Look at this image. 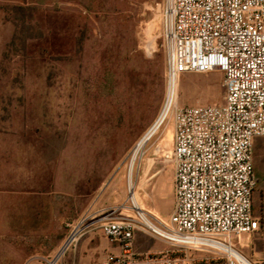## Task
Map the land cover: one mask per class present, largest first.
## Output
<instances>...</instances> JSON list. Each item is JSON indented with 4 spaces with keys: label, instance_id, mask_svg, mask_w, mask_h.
I'll return each mask as SVG.
<instances>
[{
    "label": "rangeland",
    "instance_id": "rangeland-1",
    "mask_svg": "<svg viewBox=\"0 0 264 264\" xmlns=\"http://www.w3.org/2000/svg\"><path fill=\"white\" fill-rule=\"evenodd\" d=\"M162 2L0 0V264L57 259L70 235L68 224L94 207L125 203L133 162L140 201L172 213L175 167L166 154L174 123L162 115ZM147 39L157 50L152 57L145 52ZM224 79L219 71L184 75L179 107L223 105ZM256 141L254 211L260 226L248 245L243 237L240 250L259 262L264 137ZM153 161L159 165L142 183L144 165ZM160 169L162 178H151ZM136 248L155 252L168 246L137 233ZM106 251L108 240L91 232L59 264H99Z\"/></svg>",
    "mask_w": 264,
    "mask_h": 264
},
{
    "label": "built area",
    "instance_id": "built-area-1",
    "mask_svg": "<svg viewBox=\"0 0 264 264\" xmlns=\"http://www.w3.org/2000/svg\"><path fill=\"white\" fill-rule=\"evenodd\" d=\"M158 11L166 60L162 115L174 123L166 154L175 167L173 213L163 218L146 209L131 183L124 204L94 207L68 224L70 235L48 264H59L95 231L118 249L100 264H264L240 250L260 226L253 148L264 137V0H163ZM156 51L147 39L146 55ZM216 71L225 78L223 105L179 107L184 75ZM137 233L168 249L137 252Z\"/></svg>",
    "mask_w": 264,
    "mask_h": 264
},
{
    "label": "crops",
    "instance_id": "crops-1",
    "mask_svg": "<svg viewBox=\"0 0 264 264\" xmlns=\"http://www.w3.org/2000/svg\"><path fill=\"white\" fill-rule=\"evenodd\" d=\"M257 139H255V141H254V147L257 145V141H256ZM157 165H159L158 164V161H153L151 164H145L144 165V167L146 168L147 167V173H145L144 174V171H143V175H140V178H141V180H142V183L144 182V181H146V178L149 176V174L151 175V173L152 172H154V167H156ZM165 170H163V169H160V170H158L153 176H151V178H159V179H161L162 178V176H160L161 175V173H163ZM160 176V177H159ZM160 182V180H158V181H156V183H159ZM172 191H173V194H174V199H173V209H174V205H175V183H174V185H173V187H172ZM142 203H143V205H144V207L146 208V209H148V210H150V211H152L153 213H155L156 215H158V216H161V217H163V218H168V217H170L171 216V214L173 213V211H172V213L171 214H169V212L168 211H158V210H154V209H151V208H147L146 207V205H145V203H144V201L142 200ZM160 243H162V244H164V245H166L165 243H163V242H161V241H159ZM110 245V244H109ZM168 249V248H167ZM166 249V250H167ZM136 250H137V252H139V253H145V252H140V251H138V249L136 248ZM162 251H165V250H162ZM162 251H155V252H162ZM107 252V254H110V253H117L118 252V249L116 248V247H113V246H111L110 245V251H106ZM105 258V257H104ZM103 258V259H104ZM103 259L101 260V262L103 261ZM100 262V263H101ZM99 263V264H100Z\"/></svg>",
    "mask_w": 264,
    "mask_h": 264
},
{
    "label": "bare ground",
    "instance_id": "bare-ground-1",
    "mask_svg": "<svg viewBox=\"0 0 264 264\" xmlns=\"http://www.w3.org/2000/svg\"><path fill=\"white\" fill-rule=\"evenodd\" d=\"M160 119V118H159ZM157 123V122H156ZM166 123V121H165ZM165 125V124H164ZM164 127V126H163ZM162 127V128H163ZM135 163L136 162H133L132 165H131V169H130V174H129V182L130 184L132 183V178H133V173H134V168H135Z\"/></svg>",
    "mask_w": 264,
    "mask_h": 264
}]
</instances>
